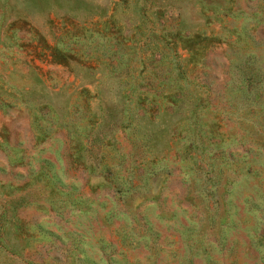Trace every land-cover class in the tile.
<instances>
[{"label":"rangeland","instance_id":"374dc122","mask_svg":"<svg viewBox=\"0 0 264 264\" xmlns=\"http://www.w3.org/2000/svg\"><path fill=\"white\" fill-rule=\"evenodd\" d=\"M0 264H264V0H0Z\"/></svg>","mask_w":264,"mask_h":264}]
</instances>
